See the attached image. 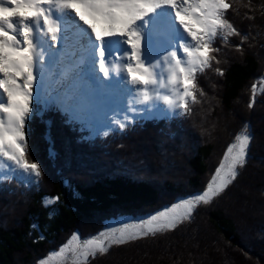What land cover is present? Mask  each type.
Instances as JSON below:
<instances>
[{"label":"snow or ice","instance_id":"6c2138e0","mask_svg":"<svg viewBox=\"0 0 264 264\" xmlns=\"http://www.w3.org/2000/svg\"><path fill=\"white\" fill-rule=\"evenodd\" d=\"M241 7L252 9L251 0H0V169L7 170L0 180L39 182L41 165L30 157L27 127L34 102L37 112L59 111L89 136L191 116L205 95L198 76L209 70L224 75L219 45L240 37L234 47L243 53L249 33L230 19ZM242 18L254 17L245 11ZM258 83L264 76L251 85L249 108ZM253 137L245 124L199 194L85 239L73 232L34 264H89L113 246L177 229L237 180ZM42 200L47 207L59 196Z\"/></svg>","mask_w":264,"mask_h":264},{"label":"trees","instance_id":"16d2710c","mask_svg":"<svg viewBox=\"0 0 264 264\" xmlns=\"http://www.w3.org/2000/svg\"><path fill=\"white\" fill-rule=\"evenodd\" d=\"M251 4L252 9L241 7L239 15L230 16L242 34L249 33V39L241 44L242 54L234 49L229 67L219 78L220 100L227 111L218 113L215 101L202 110L201 97L190 118L148 123L138 133H151L148 138H138L119 156L111 148L114 142L105 144L111 150L106 153V146L82 139L80 129L66 124L57 113L37 112L34 102L27 126L29 150L41 165L45 193L38 195V184L25 186L17 180L0 185L4 189L0 199L13 200L10 205L0 204V211L7 209L0 219V264H34L38 256L59 249L73 232L88 238L111 219L148 217L196 195L246 123L254 134L248 163L220 197L177 229L115 246L89 264H264V92L257 94L252 108L247 106L252 83L264 76V0H251ZM245 11L254 18H242ZM229 39L233 45L240 43V37ZM205 82L198 83L207 94ZM182 125V138L174 136ZM133 144L139 153L133 152ZM85 160L87 166L82 165ZM61 168H69L68 173L60 176ZM18 184L23 191L12 194ZM238 191L246 197H235ZM45 194L59 200L45 207ZM236 200H241L239 205ZM41 235L43 239H37ZM238 238L249 241L250 246H242L245 255L234 244L241 242ZM215 243L218 246H212Z\"/></svg>","mask_w":264,"mask_h":264},{"label":"rangeland","instance_id":"374dc122","mask_svg":"<svg viewBox=\"0 0 264 264\" xmlns=\"http://www.w3.org/2000/svg\"><path fill=\"white\" fill-rule=\"evenodd\" d=\"M219 43V42H218ZM220 47H221V52L219 53V57L218 58H220L221 59V65H220V67H222L223 68V70H226V68L227 67H229V65H230V62H231V59H232V57H233V55H232V53H234L235 51H234V49H235V47H234V45L230 42V39H229V42L227 43V44H222V45H219ZM219 78H221V76H219V75H217L215 72H213V71H206L204 74H201V75H199L198 76V82H200V81H202V80H206V82H205V89L207 90L208 88H209V90H208V95L207 94H205L203 97H204V99H203V103L201 104L202 105V110L206 107V106H210L209 104H211V101L213 102V101H215V103L216 102H218V106H217V108H218V113L219 112H221V111H227V108L222 104V102H221V100H220V93H221V88H222V80L221 81H219ZM264 85L262 84H260V86H259V88L257 89V93H260V95L262 94V92L260 91V88L261 87H263ZM215 96V97H214ZM210 100V101H209ZM208 103V104H207ZM239 106V105H238ZM194 107V106H193ZM229 114H231V112L229 111ZM188 118V117H187ZM187 118L185 119V120H187ZM189 118H190V116H189ZM184 123H186L185 121H184ZM247 124V123H246ZM182 127H183V130H181V128L180 127H178V129L176 130V133H174L175 135L174 136H178V137H181L182 138V133H183V131H184V127L185 126H183L182 125ZM243 130V128H241V130H240V132ZM145 134V133H144ZM138 134V135H134V138L133 139H131V138H127V139H125L124 140V142L123 143H121V144H117V143H113L112 144V149H115V150H118L119 151V156H120V153L122 154V151L123 150H125L126 148L128 149V147H130L131 145H132V143L133 142H136L137 141V139L138 138H144V139H147L148 138V135L149 134H151V133H147V134ZM216 134H218V131L216 132ZM173 137V136H172ZM128 139H130V140H128ZM127 140V141H126ZM126 141V142H125ZM218 140L217 139H215V142H217ZM138 143V142H137ZM137 143H135V144H137ZM133 148H134V150H133V152L134 153H136V151H137V153H139L140 151V149H138L137 147H135V145L133 144ZM103 151H105L106 153H109V152H111V150H109L108 149V147L106 146V147H104L103 148ZM102 152V150L100 149V153ZM103 153V152H102ZM123 155V154H122ZM51 156L52 157H54L55 158V155L54 154H51ZM118 156V158H119V160H120V157ZM222 159V157L220 158V160ZM220 160H219V162H220ZM105 162H106V160H105ZM10 163V162H9ZM107 163V162H106ZM125 164L126 165H129V163L128 162H125ZM109 165V164H108ZM218 165H219V163H218ZM110 169H112L111 167H110ZM0 170H2V169H0ZM62 170V171H61ZM61 170H59V175L60 176H63V174L65 175V173L67 174L68 173V171L67 170H69V168H61ZM7 170L6 169H3L2 171H0V175H3L5 172H6ZM61 171V172H60ZM62 178V177H61ZM22 187H23V185L22 184H18V187H17V189L15 190V191H13L12 192V194H17L18 192H20V191H23L22 190ZM38 195L39 194H44L45 192H44V189H43V185H42V182L40 181V178H39V182H38ZM42 192V193H41ZM238 193H239V191H238ZM237 193V196L235 195V197H237V198H239V199H241L242 197H246V194L245 193H243V192H241V193H239L238 194ZM197 194H199V193H197ZM37 195V196H38ZM3 196H6L5 194L3 195ZM44 196H48V195H44ZM7 200L5 199V198H2V199H0V204L1 203H9V205L11 204V203H13L12 201V199L11 200H9V202L7 201ZM239 202H241V200L240 201H238V200H236L235 201V203H238V205H239ZM15 205H18V204H15ZM6 206V205H5ZM167 207H170V206H167ZM7 211V209H2V211H0V219L2 218V216L5 214V213H7L6 212ZM158 211H161V210H158ZM163 211V210H162ZM157 212V211H156ZM236 212H238V211H236ZM260 213V212H259ZM259 213L257 214V213H255V214H257L258 215V217H260L259 216ZM155 214V213H154ZM154 214H152V215H154ZM247 214H249V217H251V214L250 213H247ZM255 217H257V216H255ZM139 219H147V217H143V218H136V219H131L130 217H123V218H119V219H116V220H109V221H107L106 222V225L104 226V227H106V226H110V227H116L117 226V224L115 223L116 221H120V222H123V223H131V222H134V221H137V220H139ZM104 227L103 228H101L100 230H98V232H100V231H102L103 229H104ZM97 232V233H98ZM96 233V234H97ZM96 234H94V235H96ZM91 236H93V235H91ZM71 237V236H70ZM69 237V238H70ZM80 237H81V239H85V238H83L81 235H80ZM68 238V239H69ZM247 238V237H246ZM246 238H238V242L239 241H241L240 243H238V244H236V243H234L236 246L238 245V246H240V248H242V246H244V245H246L247 247L248 246H250V244H249V241L247 242L246 240ZM68 241V240H67ZM208 243V242H207ZM240 244V245H239ZM244 244V245H243ZM209 246V245H208ZM212 246H218V243H215V245L214 244H212ZM113 247H115V246H113ZM112 247V248H113ZM111 248V249H112ZM239 247H237V249H238ZM110 249V250H111ZM234 249V248H233ZM59 249H57L56 251H58ZM242 250H243V252H242V254L243 255H245V252H244V248H242ZM217 252L219 253L220 252V250H217ZM238 254H241V253H238ZM219 255H221V253L219 254ZM226 255H229L228 253L226 254ZM45 256V255H44ZM97 256H99V255H97ZM96 256V257H97ZM113 256V255H112ZM247 257H248V255H246ZM38 258H42V257H39L38 256ZM112 258V257H111ZM110 257H109V259H111ZM108 259V260H109ZM92 259H90V261H91ZM106 261V260H105ZM113 261H115V260H113ZM104 262V261H103ZM112 262V261H111ZM110 263V262H109ZM218 262H216V264H217ZM69 264H70V262H69ZM103 264V263H102ZM117 264H118V262H117Z\"/></svg>","mask_w":264,"mask_h":264}]
</instances>
